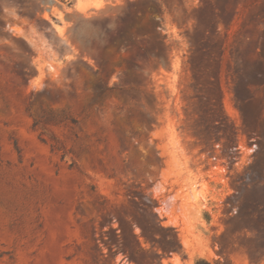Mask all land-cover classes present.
Returning a JSON list of instances; mask_svg holds the SVG:
<instances>
[{"label":"rangeland","instance_id":"rangeland-1","mask_svg":"<svg viewBox=\"0 0 264 264\" xmlns=\"http://www.w3.org/2000/svg\"><path fill=\"white\" fill-rule=\"evenodd\" d=\"M127 1L0 0V264H264V0Z\"/></svg>","mask_w":264,"mask_h":264},{"label":"trees","instance_id":"trees-1","mask_svg":"<svg viewBox=\"0 0 264 264\" xmlns=\"http://www.w3.org/2000/svg\"><path fill=\"white\" fill-rule=\"evenodd\" d=\"M142 3H144L145 6H150L151 10H155L158 8V4L154 0H129L126 3V8L129 9L131 12L130 18L128 20V30H131L134 27L135 24V17H137L139 10L141 9ZM144 10V9H143ZM144 11H142L143 13ZM119 29L118 27L114 30V35L119 34ZM136 32H140V29H137ZM112 36V35H111ZM126 44L128 47L133 48L135 46L134 38L131 35L129 38H123L121 40L120 45ZM136 56L139 57L141 53H143L144 56H147V50L143 48L142 46L137 47L136 49ZM100 93H105L106 91H111L114 88H109L107 86H99L97 87ZM213 127L218 129V130H223L226 126L224 123L219 122L218 120H215L213 122ZM246 189H249L248 185H245ZM249 191H252L255 195L254 199V205H256V208L258 209L257 216L259 217V183H254L253 187L250 188ZM151 213L156 217L154 221H151V223L146 224L145 226L142 227L141 235L144 236L145 238H150L152 241H158L160 240L156 232L158 231H167V228L163 226L160 220L157 218V214L151 209ZM132 236L136 239L137 236L132 231ZM164 241L166 244V247L175 252H181L183 251L180 240L178 238V235L176 232L172 234H165L164 236ZM139 252H147L140 244L138 243V248L133 252V255L138 254ZM156 256H158V253H155ZM193 264H211L207 260L203 258H197L195 259Z\"/></svg>","mask_w":264,"mask_h":264}]
</instances>
